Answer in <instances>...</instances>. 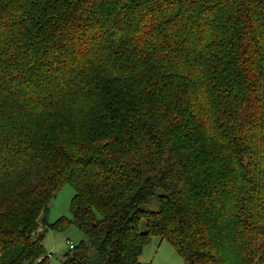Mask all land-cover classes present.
<instances>
[{"label":"trees","instance_id":"1","mask_svg":"<svg viewBox=\"0 0 264 264\" xmlns=\"http://www.w3.org/2000/svg\"><path fill=\"white\" fill-rule=\"evenodd\" d=\"M70 224L63 264H264V0H0V264Z\"/></svg>","mask_w":264,"mask_h":264},{"label":"rangeland","instance_id":"2","mask_svg":"<svg viewBox=\"0 0 264 264\" xmlns=\"http://www.w3.org/2000/svg\"><path fill=\"white\" fill-rule=\"evenodd\" d=\"M73 194L74 191L69 184L63 185L57 191L49 205L47 213L49 223L61 216L72 219L70 202ZM141 208L156 210L158 208L156 196L142 204ZM139 230H145L144 220L140 221ZM81 241H86V236L74 224H70L64 231L47 230L43 237V245L46 254L49 255V264H63L65 254L71 252L69 244L77 246ZM138 259L149 264H183L180 254L167 241H160L156 236H152L144 245Z\"/></svg>","mask_w":264,"mask_h":264},{"label":"built area","instance_id":"3","mask_svg":"<svg viewBox=\"0 0 264 264\" xmlns=\"http://www.w3.org/2000/svg\"><path fill=\"white\" fill-rule=\"evenodd\" d=\"M69 247H70V248H72V247H73V245H72V244H69Z\"/></svg>","mask_w":264,"mask_h":264}]
</instances>
